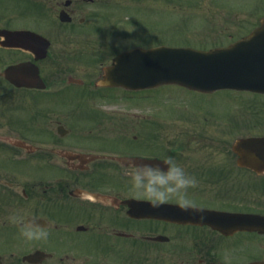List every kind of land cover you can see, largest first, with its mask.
<instances>
[{
	"label": "flooded vegetation",
	"instance_id": "obj_1",
	"mask_svg": "<svg viewBox=\"0 0 264 264\" xmlns=\"http://www.w3.org/2000/svg\"><path fill=\"white\" fill-rule=\"evenodd\" d=\"M145 7L153 0H0V264H264L263 220L251 224V216L264 218V144L247 141L264 134L244 132L256 124L237 120H249L253 108H161L154 89L92 78L97 49L108 65L121 52L149 48L136 24ZM122 12L132 39L116 28ZM101 16L96 32L91 20ZM86 21L93 29L76 28ZM257 22L214 48L264 37V13ZM57 55L78 61L76 69H57ZM263 55L264 44L235 54L259 70L231 80L264 81ZM168 157L198 180L189 190L196 210L173 201L153 208L130 192L129 160ZM17 212L39 216L48 239L25 242L8 220Z\"/></svg>",
	"mask_w": 264,
	"mask_h": 264
},
{
	"label": "rangeland",
	"instance_id": "obj_2",
	"mask_svg": "<svg viewBox=\"0 0 264 264\" xmlns=\"http://www.w3.org/2000/svg\"><path fill=\"white\" fill-rule=\"evenodd\" d=\"M3 2L5 3V0ZM137 12H139L140 16H144V21H140L139 19L136 23L139 29L138 42L146 44L149 47L164 44L167 46L208 49L215 45H224L247 34L252 27L259 23L257 22V18L260 14L264 13V0H153L152 9L145 7L140 8ZM1 14H5V12ZM126 17L125 13L122 12L120 14L116 28L119 32L128 34L132 39L130 30L133 28V25L126 20ZM131 17L130 15L128 18ZM91 18L92 16H90ZM102 20L105 22V18L102 19V16L91 20L92 26L99 23L95 27L97 29L96 32L100 30L99 27L101 28L105 25H101ZM80 24V27H76L79 30L93 29L91 27L87 28L89 26L88 21ZM146 32L148 33L146 37L140 36ZM101 42L102 39L99 40V43ZM100 53L101 51L97 49L93 55L95 56L94 63L96 57H98V63L94 65V68H96L91 71L92 78H101V68L106 67L109 60L107 53ZM57 57V59L53 57V61L54 63L56 62L55 67L59 70H66L69 67L76 69V63H79L78 61L75 62L76 60L66 59L64 55H57ZM74 58H76V55ZM76 74L78 76V73ZM157 92L161 97H157L156 95L155 106L161 108L187 110L206 108L215 112L228 111L231 114V111L236 110L234 108L226 109L227 106L233 107L231 105L234 103V106H248L253 108L254 114L250 116L249 120H243L239 117L237 119L239 124L242 125V121H245V127H248L255 123V129H249L244 132L264 134V129L258 130L260 125L261 128H264L263 96L235 95V93L200 94L176 86L162 87ZM214 105L224 107L214 110ZM256 112H260V114ZM234 124L237 125L236 122ZM217 127L218 131L221 132L222 128L220 126ZM237 131L242 132L235 129L234 136L237 135Z\"/></svg>",
	"mask_w": 264,
	"mask_h": 264
},
{
	"label": "water",
	"instance_id": "obj_3",
	"mask_svg": "<svg viewBox=\"0 0 264 264\" xmlns=\"http://www.w3.org/2000/svg\"><path fill=\"white\" fill-rule=\"evenodd\" d=\"M228 51L204 52L166 47L135 49L115 58L112 65L105 69L101 81L130 88L176 84L192 90L213 92L238 84L228 82V78L233 76L231 70L217 59L224 57L223 54Z\"/></svg>",
	"mask_w": 264,
	"mask_h": 264
},
{
	"label": "clouds",
	"instance_id": "obj_4",
	"mask_svg": "<svg viewBox=\"0 0 264 264\" xmlns=\"http://www.w3.org/2000/svg\"><path fill=\"white\" fill-rule=\"evenodd\" d=\"M125 167L130 176V192L153 208L173 201L182 212L197 209L189 190L198 186V180L171 157L163 159L160 164L129 160ZM199 219L202 221L204 217ZM8 220L25 242L46 241L49 237V226L39 216L17 212Z\"/></svg>",
	"mask_w": 264,
	"mask_h": 264
}]
</instances>
